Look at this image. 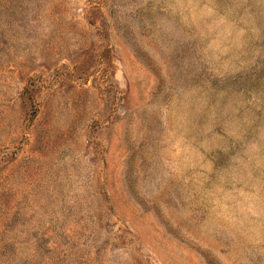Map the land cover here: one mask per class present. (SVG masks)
<instances>
[{"label": "rangeland", "instance_id": "rangeland-1", "mask_svg": "<svg viewBox=\"0 0 264 264\" xmlns=\"http://www.w3.org/2000/svg\"><path fill=\"white\" fill-rule=\"evenodd\" d=\"M0 264H264V0H0Z\"/></svg>", "mask_w": 264, "mask_h": 264}]
</instances>
